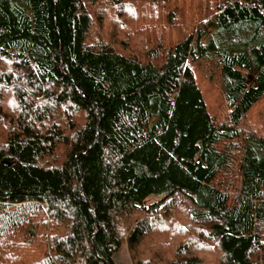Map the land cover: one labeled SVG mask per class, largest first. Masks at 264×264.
<instances>
[{"label":"trees","instance_id":"16d2710c","mask_svg":"<svg viewBox=\"0 0 264 264\" xmlns=\"http://www.w3.org/2000/svg\"><path fill=\"white\" fill-rule=\"evenodd\" d=\"M263 99L264 0H0V264H264Z\"/></svg>","mask_w":264,"mask_h":264},{"label":"rangeland","instance_id":"374dc122","mask_svg":"<svg viewBox=\"0 0 264 264\" xmlns=\"http://www.w3.org/2000/svg\"><path fill=\"white\" fill-rule=\"evenodd\" d=\"M124 22V21H123ZM125 23V27L128 26V23H130V28L136 29L139 27H142L143 22L138 20L137 18L129 20ZM110 22L106 20L104 28L101 32V35L104 37H107V32L110 29ZM144 28V27H143ZM124 32V31H123ZM115 35L118 39L121 38L120 33L116 31ZM145 34L142 33L139 34L136 38L138 39L141 37H144ZM212 74V75H211ZM196 78L198 85L202 91L204 100L206 102L208 111L210 114L214 116V118L217 120H222L225 117L226 114V106L222 98V90H221V80L213 73V70H210L208 67L200 68L199 71H196ZM8 99V96H6ZM252 119L254 121V124L257 125L264 120V99L257 105L254 112L251 114ZM262 117V118H261ZM156 201L155 198H149L146 201V204H150L152 202ZM183 222V217H181ZM186 225V224H185ZM182 240L179 238H170L169 235H164V233H156L155 235H152L148 237L145 242L141 245L140 249L136 252L135 257L132 255V253L129 251L127 245L123 243L120 250L118 251L115 261L116 264H135L134 258L136 260H139L141 258H151L155 255L157 256H165L168 262H170L175 255L176 249L182 244ZM203 256H205V260L208 264H213L215 262V254L212 252H205L203 253ZM153 259V258H151Z\"/></svg>","mask_w":264,"mask_h":264}]
</instances>
